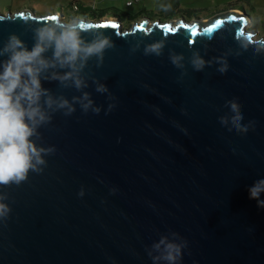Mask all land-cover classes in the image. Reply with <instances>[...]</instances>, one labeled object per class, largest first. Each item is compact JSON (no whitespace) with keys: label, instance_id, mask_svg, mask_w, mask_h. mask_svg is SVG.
<instances>
[{"label":"water","instance_id":"obj_1","mask_svg":"<svg viewBox=\"0 0 264 264\" xmlns=\"http://www.w3.org/2000/svg\"><path fill=\"white\" fill-rule=\"evenodd\" d=\"M239 12L195 22L143 18L130 28L115 16L76 20L83 38L103 32L114 47L99 67L89 60L87 88L42 86L70 101L88 92L102 110L76 104L70 116L54 113L38 130L37 143L55 147L43 172L0 186L11 208L0 219V264H153L146 250L172 232L187 242L179 264H264V208L249 198L264 179V51H256L264 37L255 39ZM53 23L67 22L60 13L0 12V47L15 33L31 50L33 30ZM161 40L160 56L144 54ZM194 53L206 61L202 71L191 65ZM93 77L109 92H96ZM234 98L242 123L254 122L246 134L220 123Z\"/></svg>","mask_w":264,"mask_h":264},{"label":"clouds","instance_id":"obj_2","mask_svg":"<svg viewBox=\"0 0 264 264\" xmlns=\"http://www.w3.org/2000/svg\"><path fill=\"white\" fill-rule=\"evenodd\" d=\"M81 29L82 24L75 20L48 24L33 30L35 43L31 50L15 33L10 34L0 47V56H7L0 63V186H19L28 179L30 171L43 172L47 164L45 156L53 154L55 147L39 145L37 141L41 139V134L38 130L51 123L54 113L62 111L65 116H70L76 111V104L84 113L91 110L98 115L101 112V106L94 104L88 92L73 96L70 101L64 95H54L42 86V80H50L78 91L88 87L84 70L89 60L95 57L99 67L105 51L113 48L114 44L110 36L103 32L86 40L81 35ZM164 47L163 40L152 43L145 47L144 54L160 56ZM49 51L50 56L46 55ZM256 51H264V41L258 43ZM182 59L183 56H170L177 68L184 67ZM215 59L219 65L217 71L225 74L229 69L227 60L224 57ZM191 65L195 71H202L206 61L194 53ZM92 80L96 84V92H109L104 83L94 77ZM114 106L109 104L107 111L110 112ZM226 106L230 108L231 115L221 116L220 123L230 125L229 131L235 129L246 134L254 122L242 123L244 116L237 99L226 101ZM262 193L264 179L249 188V198L255 199L260 208H264V200L260 199ZM79 195H84L83 190ZM7 199V194L0 192V219H6L11 212L10 206L5 203ZM186 246L187 242L172 232L161 235L146 251L153 264H179Z\"/></svg>","mask_w":264,"mask_h":264},{"label":"rangeland","instance_id":"obj_3","mask_svg":"<svg viewBox=\"0 0 264 264\" xmlns=\"http://www.w3.org/2000/svg\"><path fill=\"white\" fill-rule=\"evenodd\" d=\"M72 1L74 0H0V12L7 14L32 11L37 15L60 13L65 22L80 18L98 21L114 14L119 17L123 13L131 20L124 21L123 27L130 28L134 22L143 18L160 22H173L182 18L188 22L208 21L231 10H238L245 12L252 20V24L246 29L253 33L254 38L264 37V0H180L179 6L175 3L170 5L169 0H140L139 4L132 7L127 6L129 0H80L88 8L102 11L103 18H85L78 15L76 9L71 6ZM165 8L170 9L163 11Z\"/></svg>","mask_w":264,"mask_h":264},{"label":"trees","instance_id":"obj_4","mask_svg":"<svg viewBox=\"0 0 264 264\" xmlns=\"http://www.w3.org/2000/svg\"><path fill=\"white\" fill-rule=\"evenodd\" d=\"M71 6L73 8L76 9L77 11V14L82 16V17H85V18H90V17H94V18H103L104 15L102 14V11H98L97 9H91V8H88L87 5H85L84 3H82L80 0H74L71 2ZM87 7V8H85ZM110 16H117V15H110ZM122 20L126 21V20H129L131 21L127 15L125 14H120L119 16Z\"/></svg>","mask_w":264,"mask_h":264},{"label":"snow or ice","instance_id":"obj_5","mask_svg":"<svg viewBox=\"0 0 264 264\" xmlns=\"http://www.w3.org/2000/svg\"><path fill=\"white\" fill-rule=\"evenodd\" d=\"M52 19H55V17H52ZM219 23H220V22L217 21L216 24L212 25V26L209 27V28H205L204 31H205V32H208V33L212 32L213 29H214L215 27H217ZM107 26H109V25H103L102 27H107ZM110 26L113 27V28L117 27V25H115V24H112V25H110ZM192 35H193V36L197 35V30H196L195 28H193V30H192Z\"/></svg>","mask_w":264,"mask_h":264},{"label":"crops","instance_id":"obj_6","mask_svg":"<svg viewBox=\"0 0 264 264\" xmlns=\"http://www.w3.org/2000/svg\"><path fill=\"white\" fill-rule=\"evenodd\" d=\"M129 1H133V0H129ZM170 1V5L172 4V3H175V5H178L179 6V4H180V0H169ZM128 2V1H127ZM136 2V3H135ZM135 2L131 5V6H128V7H132V6H134L135 4H139L141 1L139 0H135ZM170 7V6H169ZM166 10H163V11H167L168 9H170V8H165Z\"/></svg>","mask_w":264,"mask_h":264},{"label":"built area","instance_id":"obj_7","mask_svg":"<svg viewBox=\"0 0 264 264\" xmlns=\"http://www.w3.org/2000/svg\"><path fill=\"white\" fill-rule=\"evenodd\" d=\"M134 2L133 1H128L127 6H131Z\"/></svg>","mask_w":264,"mask_h":264},{"label":"flooded vegetation","instance_id":"obj_8","mask_svg":"<svg viewBox=\"0 0 264 264\" xmlns=\"http://www.w3.org/2000/svg\"><path fill=\"white\" fill-rule=\"evenodd\" d=\"M120 20H122L121 18H119ZM123 22H124V20H122ZM250 21H251V23L250 24H252V20L250 19Z\"/></svg>","mask_w":264,"mask_h":264},{"label":"bare ground","instance_id":"obj_9","mask_svg":"<svg viewBox=\"0 0 264 264\" xmlns=\"http://www.w3.org/2000/svg\"><path fill=\"white\" fill-rule=\"evenodd\" d=\"M239 13H240V12H239ZM111 20H112V21H116V19H114V18H113V19H111Z\"/></svg>","mask_w":264,"mask_h":264}]
</instances>
